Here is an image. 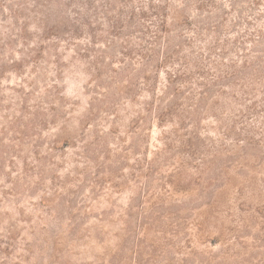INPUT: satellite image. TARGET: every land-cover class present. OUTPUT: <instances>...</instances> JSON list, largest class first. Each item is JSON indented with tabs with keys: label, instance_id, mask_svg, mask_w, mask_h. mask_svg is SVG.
I'll return each instance as SVG.
<instances>
[{
	"label": "rangeland",
	"instance_id": "rangeland-1",
	"mask_svg": "<svg viewBox=\"0 0 264 264\" xmlns=\"http://www.w3.org/2000/svg\"><path fill=\"white\" fill-rule=\"evenodd\" d=\"M150 1L0 0V264H264V0Z\"/></svg>",
	"mask_w": 264,
	"mask_h": 264
},
{
	"label": "trees",
	"instance_id": "trees-1",
	"mask_svg": "<svg viewBox=\"0 0 264 264\" xmlns=\"http://www.w3.org/2000/svg\"><path fill=\"white\" fill-rule=\"evenodd\" d=\"M163 0H160V4H158V6H155V4L150 1V3H148V5L150 6V8H153V12L152 14L156 16V18H158V20L155 22L152 21V24H154V26L157 28L156 33H154V37L155 40H158L160 38L159 32L160 31H164L165 28L168 26V13L164 11V9L166 8V6L169 3H163ZM210 0H206L205 2H209ZM202 6H204V4H199L198 9H201ZM147 10H145L142 14L143 15H147ZM149 16V15H148ZM188 19L191 21L192 20V16H189ZM157 22V24H156ZM151 26V25H150ZM149 29V28H148ZM144 31V30H143ZM157 38V39H156ZM178 78V76H176ZM173 110V108L171 107L170 109H168L167 111L164 112V114H168V112H171Z\"/></svg>",
	"mask_w": 264,
	"mask_h": 264
}]
</instances>
